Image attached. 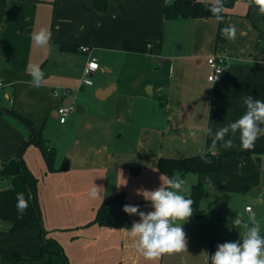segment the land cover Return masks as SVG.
Listing matches in <instances>:
<instances>
[{
    "label": "crops",
    "instance_id": "crops-1",
    "mask_svg": "<svg viewBox=\"0 0 264 264\" xmlns=\"http://www.w3.org/2000/svg\"><path fill=\"white\" fill-rule=\"evenodd\" d=\"M95 1L7 4L0 30V201L27 198L17 154L30 132L7 113L15 110L55 148L56 168L69 161L67 171L50 172L36 146L23 155L38 180L47 237L62 246L69 264H211L216 246L239 242L238 232L250 217L264 235V135L252 147L263 152L240 156L247 149L239 132L214 145L207 131L214 134L239 119L247 110L245 97L264 100V13L245 2L226 9L224 29L234 28L235 36L217 43V17L166 20V0H108V11L102 13ZM41 28L51 32L44 47L32 40ZM125 41L148 42L150 51H124ZM82 46L90 51L83 53ZM215 53L226 63L221 79L212 83L207 59ZM91 58L99 69L87 86L83 78ZM33 64L44 74L40 86L33 83ZM72 100L74 107L80 104L79 113L62 124L56 111ZM229 139L232 147H225ZM203 153H237L224 161L220 173L198 179L203 186L205 178L211 181L208 215L190 217L182 225L185 251L145 258L137 250L138 238L126 231L140 218L125 213L124 205L153 211L140 193L161 186L158 161ZM93 185L99 188L96 199L89 195ZM193 186L184 193L187 198ZM103 207L111 210L107 226L95 222ZM236 218L239 227L233 225ZM12 230L0 219V262L40 254L37 228ZM217 230L233 234L223 240ZM54 263L65 264L61 257Z\"/></svg>",
    "mask_w": 264,
    "mask_h": 264
},
{
    "label": "clouds",
    "instance_id": "clouds-1",
    "mask_svg": "<svg viewBox=\"0 0 264 264\" xmlns=\"http://www.w3.org/2000/svg\"><path fill=\"white\" fill-rule=\"evenodd\" d=\"M168 0H166V3ZM264 13V0H250ZM211 11L217 19H222L220 13L223 11L222 0H214ZM222 34L235 36L234 28L222 30ZM51 38V32L47 28H41L32 34V40L37 46H47ZM35 86H40L43 79V71L39 65L29 66ZM216 79V77H215ZM246 112L236 121L231 122L218 129L214 134L212 129L208 133L214 136L213 144L223 140L231 133L235 136L240 134L243 149H250L255 141L264 135V100L254 99L249 95L244 98ZM225 147H232V140L225 141ZM202 158H204L202 156ZM161 186L155 190H143L140 194L150 202L153 211H140L138 205L126 204L123 211L129 215H138L139 221L134 222L130 230H126L131 236L138 238L137 250L149 259H155L165 253L182 252L186 250V234L183 224L193 215V200L187 198L184 193L190 192V186L184 179L173 175L169 177L162 174ZM206 185L211 181L205 178ZM89 195L96 199L99 197V188L93 185ZM27 202L23 196H18V212L23 214L27 209ZM250 222L243 225L241 242H225L218 246L214 254L210 255L211 264H264V236L261 235V228L255 217L249 218ZM180 222V223H178ZM233 225L239 227L241 219L233 220Z\"/></svg>",
    "mask_w": 264,
    "mask_h": 264
},
{
    "label": "trees",
    "instance_id": "trees-1",
    "mask_svg": "<svg viewBox=\"0 0 264 264\" xmlns=\"http://www.w3.org/2000/svg\"><path fill=\"white\" fill-rule=\"evenodd\" d=\"M9 1L10 0H0V30L3 25L4 14ZM238 2H245L251 5L250 0H222L223 11L220 13L222 19L219 20L217 43L225 42L227 39L226 35L222 34V30L225 27L228 17L225 10L234 7V5ZM212 6L213 3L198 0H168L164 15L166 20L205 19L216 17V15H214L211 11ZM94 8L102 13L107 12L108 0H96ZM148 45V42L125 41L123 43V49L124 51L133 53H147L150 51ZM62 49L67 51L69 48L67 46H62ZM7 113L23 124L30 132L29 140L20 148L17 154L19 161V173L22 176L27 191V198L25 201L27 202L28 207L23 214H21L17 209L18 202L0 201V219L11 223L13 225L12 231L14 233L37 228L39 231L38 237L42 244V249L38 255L18 257L9 263L0 262V264H55V257H61L65 264H69L62 246L57 241L47 237L48 233L44 228L42 209L39 199L38 180L27 168L23 155L29 146H36L42 151L50 172L67 171V169H69V161L65 160V163L61 167L56 168V150L50 145L49 141L45 139L40 132H36L34 130L33 124L30 120L24 118L18 112L15 110H9ZM261 152L263 151L250 148L246 151L238 153V155L248 156ZM235 154L237 153H203L198 156L184 159L161 158L158 161V169L164 175L169 177L176 175L181 179H184V177L189 173L196 174L200 177L206 173H220L223 169L224 161L228 157ZM202 156L204 158H202ZM134 173L136 172L134 171ZM204 192L205 189L201 182H198L193 186L192 192L189 196V198L194 202L192 205L193 215L191 217H204V212L200 209V203L204 197ZM108 205L111 206L110 201ZM95 222H98L101 225H110V208H101Z\"/></svg>",
    "mask_w": 264,
    "mask_h": 264
},
{
    "label": "built area",
    "instance_id": "built-area-1",
    "mask_svg": "<svg viewBox=\"0 0 264 264\" xmlns=\"http://www.w3.org/2000/svg\"><path fill=\"white\" fill-rule=\"evenodd\" d=\"M80 51H82L83 53H88L90 51V48L87 46H82L80 47ZM207 63L210 68V74L208 75V80L212 83L219 81L224 73L226 58L219 53H215L208 57ZM98 69H99V63L97 59L91 58L88 61L84 72L83 82L85 85L87 86L93 85L92 76ZM2 87H3V81L0 79V88ZM74 111H75V107L72 104L68 106L59 107L56 111V114L58 115L60 123L64 124L67 121L68 116L71 115ZM247 210L251 211V207H248Z\"/></svg>",
    "mask_w": 264,
    "mask_h": 264
},
{
    "label": "rangeland",
    "instance_id": "rangeland-1",
    "mask_svg": "<svg viewBox=\"0 0 264 264\" xmlns=\"http://www.w3.org/2000/svg\"><path fill=\"white\" fill-rule=\"evenodd\" d=\"M75 95H77V93H75ZM186 176H188L187 178L184 177V180L186 181L187 185L190 186V188L192 187V185H195L196 183H198V179L199 176L196 174H187ZM205 190L207 191V196L205 198L202 199L201 203H200V209L205 213L204 215H208V185H205ZM235 204L237 205H242L243 201L241 199H236L234 201ZM245 208V206L243 207ZM247 223H249V220H246ZM217 232L219 233V237L221 239H225L227 237H230L233 233L232 232H226L224 230H217ZM239 234L237 235L239 237V242L242 243V238H241V233L238 232Z\"/></svg>",
    "mask_w": 264,
    "mask_h": 264
},
{
    "label": "water",
    "instance_id": "water-1",
    "mask_svg": "<svg viewBox=\"0 0 264 264\" xmlns=\"http://www.w3.org/2000/svg\"><path fill=\"white\" fill-rule=\"evenodd\" d=\"M72 102H73V100L71 101V103L70 104H72ZM81 106H80V104H76V106H75V111L77 112V113H79V108H80ZM219 245H217L216 247H218Z\"/></svg>",
    "mask_w": 264,
    "mask_h": 264
}]
</instances>
